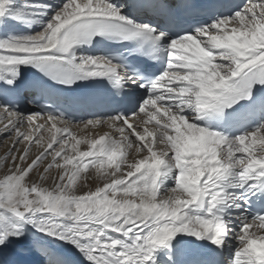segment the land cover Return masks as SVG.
<instances>
[{"label":"snow or ice","instance_id":"obj_1","mask_svg":"<svg viewBox=\"0 0 264 264\" xmlns=\"http://www.w3.org/2000/svg\"><path fill=\"white\" fill-rule=\"evenodd\" d=\"M0 149V264H264V0H0Z\"/></svg>","mask_w":264,"mask_h":264},{"label":"bare ground","instance_id":"obj_2","mask_svg":"<svg viewBox=\"0 0 264 264\" xmlns=\"http://www.w3.org/2000/svg\"><path fill=\"white\" fill-rule=\"evenodd\" d=\"M2 151V149H0ZM255 229H253L254 231ZM25 260L28 261V264H39V257L37 256H28L24 258Z\"/></svg>","mask_w":264,"mask_h":264}]
</instances>
